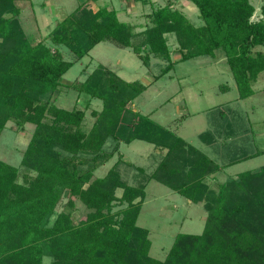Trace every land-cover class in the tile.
<instances>
[{"label":"trees","instance_id":"1","mask_svg":"<svg viewBox=\"0 0 264 264\" xmlns=\"http://www.w3.org/2000/svg\"><path fill=\"white\" fill-rule=\"evenodd\" d=\"M17 1L0 0V136L9 121L35 127L23 152L21 164L28 172L22 182L19 167L0 159V264H264V165L214 188L207 178L221 166L135 110L133 101L148 86L125 80L104 64L67 84L90 100H102L101 110L92 111L90 128L84 125L85 109L56 103L63 75L105 40L131 47L145 65L152 56L167 60L157 78L170 72L175 64L170 33L176 36L180 60L216 58L223 52L240 98L252 96L253 82L264 71V4L254 19L251 0H190L204 20L196 25L174 0L159 6L142 0L154 7L147 14L151 24L136 31L117 9L94 11L85 0L33 43ZM137 37L140 41H133ZM61 46L72 51L75 61L64 58ZM137 139L166 151L154 171L132 185L119 170L126 162L120 147ZM117 153L108 172L95 176ZM152 179L202 202L207 211L203 232L177 234L164 260L150 254V230L138 224ZM64 198L66 208L55 213ZM76 199L89 209L84 219L73 217Z\"/></svg>","mask_w":264,"mask_h":264},{"label":"rangeland","instance_id":"2","mask_svg":"<svg viewBox=\"0 0 264 264\" xmlns=\"http://www.w3.org/2000/svg\"><path fill=\"white\" fill-rule=\"evenodd\" d=\"M27 1L28 5L33 3L38 16L41 12L49 15L47 21L39 18L44 32L48 29L47 26L52 28L57 20L70 14L85 0ZM112 1L119 10L120 18L132 22L136 31H142L151 24L147 15L153 11L151 3L144 4L141 0H88V4L97 8L111 6ZM186 1L188 2L174 0L175 7L185 12L194 24H202L204 20L199 15L198 7L190 0ZM251 1L256 6L254 19H257L261 15L264 0ZM166 2L167 0H153L154 6L164 5ZM26 8L24 9L27 10ZM29 9L32 12V8ZM22 22L30 38L35 39L37 35L32 20ZM29 28H33L31 32ZM167 38L175 64L170 72L159 78L157 76L167 65V60L152 56L150 64L145 65L131 47H123L110 40L99 43L88 55L77 61L69 48L61 46L64 58L75 63L62 77V92L56 103L68 109L74 106L85 109L87 116L84 125L90 128L95 121L92 111L101 110L102 100H90L86 93L79 94L67 84L84 80L88 72L99 64H104L117 71L125 80H139L148 86L133 101L134 109L149 115L155 122L183 137L221 166L217 177L208 179L214 188L241 172L259 170L264 165V71L253 82L255 94L240 98L236 80L223 52H219L216 58L202 55L180 60L181 52L175 34L170 33ZM140 39L137 37L133 41L138 42ZM34 127L32 123L20 127L14 121H9L0 136V159L19 167L21 182L28 172L21 164L23 152ZM202 133L203 136H200ZM120 153L126 162L120 164L119 170L123 178L132 185L139 184L143 177L152 173L162 157L153 143L139 139L122 143ZM120 153L100 166L95 171V176L103 177L118 160ZM252 154L255 156L230 164L232 160ZM137 166L144 167L146 173L140 174ZM117 194L121 195L122 189H118ZM67 201L64 198L55 213L64 210ZM88 212L89 209L76 199L74 219H84ZM54 218L55 215L52 222ZM206 218L207 211L202 202L195 203L156 179L147 182L146 199L138 224L150 230V254L153 257L164 260L179 233H202Z\"/></svg>","mask_w":264,"mask_h":264},{"label":"crops","instance_id":"3","mask_svg":"<svg viewBox=\"0 0 264 264\" xmlns=\"http://www.w3.org/2000/svg\"><path fill=\"white\" fill-rule=\"evenodd\" d=\"M92 1H97V0H92ZM121 2H124V0H120ZM153 1V0H152ZM182 2H188V1H186V0H181ZM113 2L114 1H112V3H111V6L109 5H105L106 7H108L109 9H111V8H115V9H117L116 7H114V5H113ZM141 2L142 3H144L142 0H141ZM16 4L18 5V7L20 8V10H21V12H20V16H19V18H20V20H21V22L22 21H31L32 20V24H33V26H34V30L36 31L35 33H36V35H37V37L35 38V39H31L30 38V36H29V38L32 40V42L33 43H36V42H38V41H40V40H43L49 33H50V31L54 28V26L57 24V22L59 21V20H57V22L54 24V26L51 28V26L49 27V26H47L48 27V29H46V31H44L43 32V29L41 28V26H40V23H39V18L42 20V19H44V21L46 20L47 21V19H49V15L46 13V12H41V13H39V16L37 15V12H36V10L34 9V5H33V3H30V5H28V1L27 0H18L17 2H16ZM90 6V5H89ZM104 6V5H103ZM144 6V5H143ZM25 7H27L26 9L27 10H25L24 8ZM94 11H96V10H98L100 7H97V8H94V7H92V6H90ZM29 8H32V12H31V10L29 9ZM118 10V9H117ZM25 13H27V14H25ZM150 13V12H149ZM118 14H119V10H118ZM63 19V18H62ZM50 20H51V18H50ZM54 21H56V19H53ZM61 20V19H60ZM34 21H36V24H35V22ZM126 21H128V19L126 20ZM28 22V23H29ZM130 22V21H129ZM132 23V22H131ZM22 24H23V22H22ZM23 27H24V24H23ZM25 29V28H24ZM33 28H29V30H30V32H31V30H32ZM27 32V31H26ZM34 33V32H33ZM27 34H28V32H27ZM29 35V34H28ZM136 110V109H135ZM156 150H158L160 153H161V155L163 156V154L165 153V151L166 150H163V149H159V148H156ZM162 158V157H161ZM221 170V169H220ZM219 172V171H218ZM218 172H216L215 174H212V175H210V176H208V178H207V181H208V179L209 178H216L217 177V174H218ZM209 182V181H208Z\"/></svg>","mask_w":264,"mask_h":264}]
</instances>
